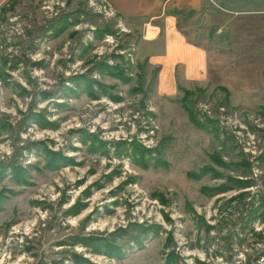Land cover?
<instances>
[{"label": "rangeland", "instance_id": "rangeland-1", "mask_svg": "<svg viewBox=\"0 0 264 264\" xmlns=\"http://www.w3.org/2000/svg\"><path fill=\"white\" fill-rule=\"evenodd\" d=\"M209 19H178L208 64L168 89L161 27L0 0V264H264V29Z\"/></svg>", "mask_w": 264, "mask_h": 264}, {"label": "crops", "instance_id": "crops-1", "mask_svg": "<svg viewBox=\"0 0 264 264\" xmlns=\"http://www.w3.org/2000/svg\"><path fill=\"white\" fill-rule=\"evenodd\" d=\"M115 11L127 20H136L146 25L161 27L164 36L163 66L159 72L161 79L168 82L173 79L174 66L181 65V73L187 79L189 72L204 71L208 64L209 51L205 47L193 44L180 32L178 19L184 16L210 17L204 25V31L214 35L228 33L225 42L227 48L239 44L238 31L242 28L264 29V0H106ZM160 29V28H159ZM183 29V27L181 28ZM235 38V39H234ZM234 39V40H233ZM238 46V45H236ZM253 57L264 54V46L252 45ZM256 48L259 50L256 51ZM263 52V53H262ZM231 54L245 52L232 50ZM249 53V52H246ZM165 74V76H164ZM181 79V77H180ZM193 79V78H192ZM168 89L172 87L170 84Z\"/></svg>", "mask_w": 264, "mask_h": 264}, {"label": "water", "instance_id": "water-1", "mask_svg": "<svg viewBox=\"0 0 264 264\" xmlns=\"http://www.w3.org/2000/svg\"><path fill=\"white\" fill-rule=\"evenodd\" d=\"M35 264H47L43 259H39Z\"/></svg>", "mask_w": 264, "mask_h": 264}, {"label": "trees", "instance_id": "trees-1", "mask_svg": "<svg viewBox=\"0 0 264 264\" xmlns=\"http://www.w3.org/2000/svg\"><path fill=\"white\" fill-rule=\"evenodd\" d=\"M188 112H189V115H188L189 119H191L195 123L194 117H193L191 111L189 110Z\"/></svg>", "mask_w": 264, "mask_h": 264}]
</instances>
